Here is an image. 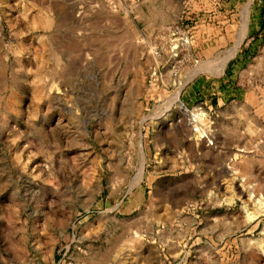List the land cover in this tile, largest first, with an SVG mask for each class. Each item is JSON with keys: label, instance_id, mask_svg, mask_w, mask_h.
I'll use <instances>...</instances> for the list:
<instances>
[{"label": "rangeland", "instance_id": "1", "mask_svg": "<svg viewBox=\"0 0 264 264\" xmlns=\"http://www.w3.org/2000/svg\"><path fill=\"white\" fill-rule=\"evenodd\" d=\"M197 14L210 51L186 47ZM194 79L264 109V0H0V264H144V243L186 264L192 240L171 255L165 238L238 207L255 222L237 232L243 261L264 264V213L247 217L264 202V158L241 180L210 177L186 139ZM152 197L185 208L154 212Z\"/></svg>", "mask_w": 264, "mask_h": 264}, {"label": "crops", "instance_id": "2", "mask_svg": "<svg viewBox=\"0 0 264 264\" xmlns=\"http://www.w3.org/2000/svg\"><path fill=\"white\" fill-rule=\"evenodd\" d=\"M199 15L195 16L198 17ZM202 16L196 18L197 22L188 30L191 35L187 36L189 43L186 47L191 51H210L214 48L208 46L207 37L210 38V27H208L209 24H205ZM217 36L218 40L221 38L224 40L226 33L221 31L218 32ZM205 83L208 81L202 82L200 79H194L182 88L181 96L184 103L202 105V107L194 108L186 118V126L188 127L186 139L191 143L194 153L202 159L201 162L208 166L207 172L211 174L210 177L215 182L218 180L217 174L227 171H232L234 177L241 180L243 178L241 168L243 162L250 161L253 164L264 158V109L257 107L256 98L252 99L250 107L246 108L243 107L241 100L231 98L222 101L219 97L224 96L221 94V90L210 91L205 94ZM199 117L202 118V124L198 119ZM198 128H201L199 134H197ZM166 147L165 142L158 147L159 157L163 155ZM250 167L251 171L255 168L254 166ZM153 182L155 184V181ZM153 188L148 191V197L152 196ZM144 202L148 203L146 199ZM151 204L154 207V212L159 209L168 212L170 215L172 212H179L185 208L183 204H179L177 201H169L168 204H165L162 198L154 197H152ZM227 212L233 213V220L226 218ZM242 212V207H238L214 216L207 213V216H203L205 219L200 221L188 220L185 223L188 231L190 230L188 238H184V236H178L175 239L174 237H166L168 250L171 255H178L180 252H184V248L182 249L184 244L192 240L191 249H186L185 253L189 254L192 250L196 251L197 254L188 259L186 264H245L241 251L242 247H240L242 238L237 235V232L241 229L251 228L255 222L252 220L242 221ZM170 221L167 220L166 222ZM154 223L159 224L161 222L154 221ZM250 237L247 238L249 242L251 241ZM184 239L186 241L183 243ZM226 245L228 248L225 247ZM160 248L158 243H144L139 251L142 253L141 257L146 261L144 264H165V261L160 257ZM235 248H239L236 257H227L225 252ZM151 254H157L158 260L153 258ZM253 264L258 263L254 262Z\"/></svg>", "mask_w": 264, "mask_h": 264}, {"label": "bare ground", "instance_id": "3", "mask_svg": "<svg viewBox=\"0 0 264 264\" xmlns=\"http://www.w3.org/2000/svg\"><path fill=\"white\" fill-rule=\"evenodd\" d=\"M246 14H245V18H244V22H243V25L245 24V22H246ZM50 23V22H49ZM241 39H242V34L240 35V37L237 39V41H235L236 43H235V45L231 48V49H229V51L227 52V54L225 55V56H223L224 58L222 59V62L221 63H219L218 64V66L220 67V69L225 65V63H226V61L234 54V52H235V50H236V48H237V46L239 45V43L241 42ZM217 59H219V58H217ZM217 59H216V62H217ZM219 60H221V59H219ZM218 60V61H219ZM214 61V60H213ZM216 62H214V63H216ZM210 65H212L211 63H209ZM215 65V64H214ZM213 66V65H212ZM217 66V65H216ZM217 66V67H218ZM216 67V68H217ZM214 68V67H213ZM176 100V97H175V99L174 100H172L173 102H176L175 101ZM169 103H171V102H169ZM140 153H141V156L143 157V151L141 150L140 151ZM141 169V168H140ZM140 171V172H139ZM138 172H139V176H138V179H140L141 178V175H142V170H139ZM250 195H251V193H249ZM257 207H258V209L256 208V210H255V208L253 209V211H250V212H248L247 213V217H248V219H251V218H253L254 216H256L258 213H264V202H263V200H262V202H260V201H258L257 202ZM138 237V236H137Z\"/></svg>", "mask_w": 264, "mask_h": 264}]
</instances>
